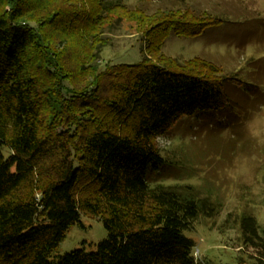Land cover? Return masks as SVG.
<instances>
[{
	"label": "trees",
	"instance_id": "1",
	"mask_svg": "<svg viewBox=\"0 0 264 264\" xmlns=\"http://www.w3.org/2000/svg\"><path fill=\"white\" fill-rule=\"evenodd\" d=\"M119 4L0 0V264H208L187 232L220 203L194 184L151 185L148 172L161 169L156 139L175 122L227 105L230 77L147 59L98 73ZM69 59L90 69L85 84ZM82 214L107 237L55 254ZM238 223L251 264H264V227L247 212Z\"/></svg>",
	"mask_w": 264,
	"mask_h": 264
},
{
	"label": "rangeland",
	"instance_id": "2",
	"mask_svg": "<svg viewBox=\"0 0 264 264\" xmlns=\"http://www.w3.org/2000/svg\"><path fill=\"white\" fill-rule=\"evenodd\" d=\"M107 16L110 43L98 57L100 74L128 71L132 66L111 65L147 59L230 77L226 106L184 116L156 139L164 162L149 170L148 179L151 185L194 184L220 203L217 214L200 216L187 232L195 240L197 260L251 264L255 253L243 245L238 220L251 213L264 227V0H120ZM76 60L65 63L85 84L90 69ZM80 221L55 254L78 247L93 251L107 237L101 219L82 214Z\"/></svg>",
	"mask_w": 264,
	"mask_h": 264
}]
</instances>
